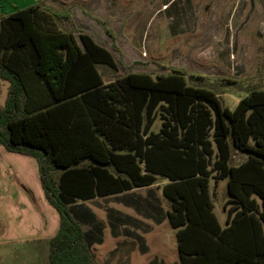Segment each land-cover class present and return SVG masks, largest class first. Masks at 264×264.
Returning a JSON list of instances; mask_svg holds the SVG:
<instances>
[{
  "label": "trees",
  "instance_id": "16d2710c",
  "mask_svg": "<svg viewBox=\"0 0 264 264\" xmlns=\"http://www.w3.org/2000/svg\"><path fill=\"white\" fill-rule=\"evenodd\" d=\"M75 33L67 11L40 4L0 14V78L8 82L0 145L36 158L58 212L48 264L93 261L70 203L152 185L158 175L167 179L182 264H264V88L230 108L177 67L105 81L98 64L116 69L113 53ZM211 179H227L233 204L225 226Z\"/></svg>",
  "mask_w": 264,
  "mask_h": 264
},
{
  "label": "rangeland",
  "instance_id": "374dc122",
  "mask_svg": "<svg viewBox=\"0 0 264 264\" xmlns=\"http://www.w3.org/2000/svg\"><path fill=\"white\" fill-rule=\"evenodd\" d=\"M33 4L67 11L76 35L87 32L113 53L116 69L98 64L105 81L132 71L166 72L160 65L177 67L191 76L190 83L212 89L230 108L250 89L264 88V0H0V14ZM225 78L231 83L223 82ZM7 88L8 82L0 78L1 105ZM159 126L157 118L151 128L157 131ZM239 158L233 150L231 163ZM163 181L167 179L158 175L151 188L157 197L159 191L162 195ZM210 183L214 210L223 223L227 179ZM115 201L106 195L68 205L70 212L79 207L94 213L100 242L91 245L94 259L89 264H182L176 246L170 249L176 239L167 219L161 227L167 234L162 253L147 236L149 250H139L138 244L144 243L140 240L133 252H123L132 245L112 235L116 212L110 208L122 210ZM165 205L171 208L168 199ZM58 226L59 215L44 196L36 158L0 145V264H48L49 241ZM88 226L83 224L84 229Z\"/></svg>",
  "mask_w": 264,
  "mask_h": 264
},
{
  "label": "crops",
  "instance_id": "0c3cea01",
  "mask_svg": "<svg viewBox=\"0 0 264 264\" xmlns=\"http://www.w3.org/2000/svg\"><path fill=\"white\" fill-rule=\"evenodd\" d=\"M16 10V9H14ZM14 10L8 12L11 13ZM84 32V31H83ZM161 73V72H160ZM1 105V104H0ZM159 129V128H158ZM16 153V152H15ZM20 154V153H19ZM24 155V154H23ZM235 164V163H234ZM167 182V181H166ZM162 182L161 185L163 186L164 183ZM211 182V180H210ZM155 183V182H154ZM154 183L152 185L148 186H143V187H137L133 188L130 190L126 191H121V192H116L108 195H113L116 199V203L121 206L122 210L118 208L111 207L110 210L116 212L113 215V220L111 222L113 228V236L114 237H124V240L129 241L132 246L130 248L125 247L123 252L125 253H130L133 252L136 243H138L140 240L144 243L138 244V248L141 252H145L149 250V244L146 243L145 237H148V242L152 244V247L156 249V251H162V249H165L167 247V239H166V230L161 229V227L165 224V220H168L167 216V211L169 208H166L165 202L167 197L163 194L162 190V195H160L159 191V197L156 196L155 191H151V188L153 187ZM214 184H216L214 182ZM160 187V186H159ZM142 188H146V193L143 195H136L133 192L135 190H139ZM126 195H121L125 194ZM210 193H211V183H210ZM228 193V191H227ZM106 196V195H104ZM104 196H95L90 199H85V200H96L97 197H104ZM163 196V197H161ZM162 198L164 205H160L162 202L159 200ZM212 198V196H211ZM230 195L228 194V199L227 202L223 203V211L226 212V214L223 216V223L219 219L218 215L217 219L219 223L222 226H225L227 223V213H228V208L233 204L232 202H229L230 200ZM84 200V201H85ZM80 204V203H78ZM98 206L101 205L100 202H95ZM214 205V203H213ZM115 209V210H114ZM214 209V207H213ZM125 210V211H124ZM119 211V212H118ZM91 212V213H90ZM130 213V214H129ZM73 217L79 222L83 232L85 233V240L86 242L90 245H95L100 242V236L97 234V228H96V223L94 221V213L92 211H87L84 208H79L76 207L74 212H71ZM169 221V220H168ZM170 223V222H169ZM83 224L89 225L88 228L84 229ZM171 225V224H170ZM59 227V226H58ZM174 228V234H175V239L176 243L170 244V249L175 248L177 249L179 260L180 255L178 251V245H177V237H176V232L177 228ZM55 230V228H54ZM58 230V228H57ZM56 230V232H57ZM172 234V233H171ZM53 234L52 236H54ZM51 236V237H52ZM172 236V235H170ZM118 246L115 247L114 250H117ZM91 250V249H90ZM92 255L93 252L91 251ZM162 253V252H161ZM94 259V255H93ZM163 262V260H162ZM182 263V262H181Z\"/></svg>",
  "mask_w": 264,
  "mask_h": 264
}]
</instances>
